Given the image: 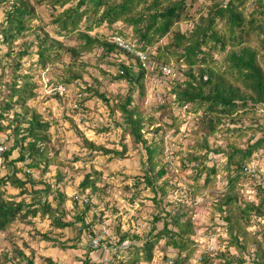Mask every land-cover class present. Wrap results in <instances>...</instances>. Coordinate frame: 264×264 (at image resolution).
Segmentation results:
<instances>
[{"label":"trees","instance_id":"1","mask_svg":"<svg viewBox=\"0 0 264 264\" xmlns=\"http://www.w3.org/2000/svg\"><path fill=\"white\" fill-rule=\"evenodd\" d=\"M197 1L0 0V7L7 5L4 19L0 18V48L2 44L7 47V51L0 55V94L4 92L3 98L0 99V133L10 130L7 136L15 137L14 143L0 152V231L17 219H25L28 214L32 213L35 216L39 210L43 214L50 210L48 201L41 205V202L37 201L27 202L25 199L17 201L12 195L4 196L3 186L6 184L21 188L20 194L30 193L35 197L41 195L43 189L34 186L42 181L36 180L30 171L27 174L28 178L23 179L18 175L22 172L18 163L24 162L29 170L44 164L45 169L53 160L52 156L48 157L50 147L48 145L41 147L43 142L47 144L50 140L49 122L28 104V100L36 96L34 90L36 83L32 76L20 71L23 69L21 61L23 56L28 55L29 49L35 46L37 62L42 68L57 61L63 63L64 76L57 78L54 83L69 86L92 66L99 68L102 77L106 78L109 74L99 67V63L112 52H122L129 60L118 63V72L112 76V80H127L129 88L126 95L118 94L115 97V107L112 109H118L122 113L124 131L131 135L134 145L142 143L147 150L146 161H143L141 155L145 171L143 177L146 185L155 192L154 200L157 206H160L167 194L169 185L167 179L160 184L157 182L166 171L163 165L156 170V166L161 163L159 154H165L164 136L171 128H174L175 132L180 129L182 120L180 115H175L173 108L175 104L187 106L185 111L194 113L199 119L198 126L194 127L187 137L189 143L187 151H178L180 154L185 153L183 158L194 162L192 169L195 182L191 185L193 187L191 194L193 197L203 194L216 180L218 168L206 164L207 152L211 150L209 137L216 136L219 131L232 132L229 148L218 149L219 152L228 154L223 169L227 171V193L218 198L214 205L216 210L225 212L223 218L227 221L229 244L235 246L241 254H229L225 262L242 264L243 251L251 249L248 253L251 255L252 264H264V227L257 232L248 229L254 221L264 218V183L258 184L256 201H245L242 204L239 196L234 193L236 183L246 175L248 163L254 153L264 148V125L261 122L264 112L263 117L258 116V106L264 104V0H210L204 8H199L198 20L195 21L191 9ZM40 6L51 8L50 21L43 20L38 12ZM36 20L40 21L38 25L33 24ZM119 21L131 26L132 32L129 35L118 29L113 34L120 35L132 46L131 49L146 53V59H142L136 51L122 49L114 39H111V35L98 36L92 33L94 28L104 23L111 26ZM189 21L194 22L193 28L183 32L180 28L181 23ZM46 26H52L56 36L74 39L75 43H67L64 39L52 36L45 29ZM31 35L35 38L28 40L27 37ZM167 35L169 42L164 44L162 38ZM155 45L157 47L153 51ZM95 49H101L97 56L99 63L91 64L82 59L86 53H91ZM216 53L220 56L216 57ZM65 56H68V61L65 60ZM2 58L6 59V63L2 62ZM149 61L156 63L155 68L151 69L145 64ZM175 64L182 75L169 80L171 89L166 92L167 95L173 94L174 99L172 102L165 101L154 107V111L159 112L158 116L155 113L154 116H148L143 111L142 102L147 76L154 73L162 75L163 66L171 67ZM6 68H9L10 72H7ZM7 76L10 79L4 81ZM136 89L140 93L141 101L132 105ZM96 92L98 93L97 90L95 94ZM99 96L108 103L103 93ZM58 97L60 100L64 98L62 95ZM11 111L12 117H9ZM246 118L254 124L257 123V127L252 130L260 129L262 136L242 148L238 141L244 134L242 127ZM4 120H8V123L5 124ZM156 123L158 125H155ZM146 124L152 125L153 128L146 127ZM160 130L163 131V135L157 140L156 136H153V144H148L145 134L149 131L157 133ZM84 141L93 150L99 147L95 141L86 137ZM3 142L0 140V146L4 145ZM16 149L18 155L11 157ZM110 151L120 157L124 155V151L104 149V153ZM8 166L13 167V172L2 174L1 168ZM185 166L187 167V164ZM203 173L206 174L204 183H199ZM99 176L100 172L96 170L87 173L80 183L81 192L89 188L92 193L97 192L99 187L96 182L100 180ZM139 182L140 178L137 177L136 186ZM28 183L31 187L27 186ZM44 189L48 190L49 187ZM59 194L60 200H63L64 194ZM157 197H160L159 200ZM180 204V209L176 213L168 214L169 219H165L161 230H157L155 225V221L161 219L159 216L154 217L151 230L142 235L131 234L129 230L124 231L118 225L115 232L119 236V242L125 239H134L135 242L142 240V245L133 243L128 248L127 261L118 264H135L141 258L146 261L152 260L156 245L162 238L167 239L166 245H172L177 250L172 264L187 262L197 246V242L191 238L196 231L192 215H188L189 205L181 201ZM89 206L87 203L77 216L84 227L96 224L95 216L88 222L85 219ZM161 210L164 211L162 207ZM169 222L177 227V230L169 229ZM54 223L57 227L74 224L71 221H63L60 216L54 218ZM44 236L51 240L47 235ZM60 246L70 247L67 241L61 242ZM165 249L166 247H163V250ZM17 250L29 264H34L33 259L23 250ZM88 260L84 259L83 264H87ZM208 260V255L204 254L202 261Z\"/></svg>","mask_w":264,"mask_h":264},{"label":"rangeland","instance_id":"2","mask_svg":"<svg viewBox=\"0 0 264 264\" xmlns=\"http://www.w3.org/2000/svg\"><path fill=\"white\" fill-rule=\"evenodd\" d=\"M209 2L210 0L194 2L191 13L195 17V21L198 20L197 11L199 8H204ZM6 8L7 5L0 7L1 20L4 19ZM249 8L252 9V7ZM51 11V8L47 6L38 7V12L45 22L50 21ZM204 11L207 10L204 9ZM39 22L36 20L33 24L38 25ZM82 23L84 24V21ZM193 24V21L184 22L181 23L180 28L183 32H187L193 28ZM45 29L52 36L58 37L52 26H46ZM118 29L129 35L132 32L131 26L119 21L111 26L104 23L94 28L92 33L98 36L111 35V39L115 40L117 34H113V32ZM34 38V35L27 37L28 40ZM58 38L64 39L67 43H75L74 39L70 40L63 36ZM162 42L167 44L169 35L164 36ZM19 43L20 41L17 44L19 45ZM17 47L19 49V46ZM156 47L157 45L152 50L155 51ZM36 49L33 46L29 49L28 55L23 56L21 59L23 69L21 68L20 71L32 76L36 83L34 88L36 96L29 99L28 104L49 122L50 140L47 144L43 142L41 147L44 145L50 147L48 157L52 156L53 160L45 169L44 164L39 168L29 170L24 162L18 163L22 169V172L18 173L19 176L27 179V174L30 171L36 180L42 181L34 186V188L43 189L44 192L41 195L35 197L30 193L20 194L21 188L13 187L10 184L3 186V189H5L4 196L12 195L17 201L25 199L27 202H41V205L48 201L50 210H47L45 214L39 210L35 216L32 213L28 214L25 219H17L0 231V264L3 262L6 264H29L27 259L19 255L17 249L23 250L27 256L33 259L34 264H83L86 258L89 259L87 264L125 263L128 248L133 243L142 245V240L135 242L134 239H125L119 242V236L115 232L116 227L119 225L124 231L129 230L131 234H146L152 228L154 217L159 216L161 219L156 220L155 225L157 230H161L164 227L165 219H169L168 214L176 213L180 209V201L189 205L188 215H192L196 231L191 235V238L197 242L194 253L183 264H227L225 261L229 254L240 255L238 249L229 244L227 221L223 218L225 212L216 210L214 205L219 200L218 198L227 193V171L223 169L228 154L223 151L219 152L218 149L227 150L229 148L232 132L219 131L216 136L209 137L211 150L207 152L206 164L209 167L215 165L218 168L216 180L212 186L205 189L203 194L193 197L191 185L195 182L192 169L194 162L183 158L185 153L180 154L178 151H187L189 147L187 137L194 127L198 126L199 119L194 113L185 111L187 106L173 105L175 115H180L182 122L177 132L171 128L164 136L165 154H159L161 163L156 166V170L163 165L166 171L157 182L160 184L167 179L169 185L167 194L163 197L160 206H157L154 200L155 192L146 185L143 177L145 171L141 160L142 156L143 161L147 160V150L142 143L134 145L131 135L124 131L122 113L118 109H112L115 107V97L118 94L126 95L128 92L127 80H112V76L118 72V63L129 60L126 54L112 52L99 63L100 60L97 56L101 49L86 53L82 57L83 60L91 64L98 62L99 67L106 70L109 75L103 78L101 70L92 66L87 68L77 81L65 86L54 83L57 78L64 76L63 63L57 61L55 64L42 68L41 64L37 62ZM6 51L7 47L2 44L0 55L2 56ZM133 51L138 50L133 49ZM215 56L219 57L220 54L216 53ZM68 59V56H65V60L68 61ZM2 62L6 63V59L2 58ZM145 64L151 69L156 66L153 61L145 62ZM6 71L10 72L9 68H6ZM162 71V75L154 73L147 76L146 91L142 102L144 103L143 111L148 116H154V113L156 116L159 115V112L154 111L157 104L165 101L172 102L174 95L166 93L171 89L169 80L182 75L177 64L166 69L163 66ZM9 79L10 77L7 76L3 80L8 81ZM58 89L60 91L55 93ZM95 90L98 93L95 94ZM100 93L105 95L108 103L99 96ZM56 94L62 95L64 98L60 100ZM3 96L4 92L0 94V99ZM140 98V93L136 89L132 105L136 102L140 103ZM258 108V116L261 118L263 117L264 104L259 105ZM9 117H12V111L9 113ZM243 122L242 131L244 134L238 141V145L245 148L249 143H253L261 137L262 131L260 129L253 131L252 128H256L257 123H252L249 118L244 119ZM261 122L264 125V118L261 119ZM4 123L7 124L8 120H4ZM146 127L153 128L148 124ZM9 133L10 130L0 133V140L4 141V148L14 143L15 137L13 135L8 137ZM162 135V130L157 133L149 131L145 134V138L148 144H153L152 137L156 136L155 140H157ZM84 137L95 141L99 147L91 149L84 141ZM104 149L124 151V155L123 157L114 155L113 151L104 153ZM157 153L158 150L155 151L156 155ZM17 155L18 149L11 157ZM94 170L100 172V180L96 182L99 190L92 193L89 188L81 192V181L87 173ZM247 170L241 181L236 183L234 192L239 196L242 204L245 201H256L258 184L264 183V148L254 153L248 163ZM11 172H13L12 166L1 168L2 174ZM205 176V173L201 175L199 183H204ZM137 177L140 178V182L136 186ZM27 186L31 187L30 183ZM47 186L49 189L45 190L44 188ZM59 193L64 194L63 200H60ZM159 198L157 197V200ZM87 203L90 206L86 213V221L96 217V224L91 227H84L83 222L77 219ZM161 207L164 211L161 210ZM57 216H60L65 222L71 221L74 224L57 227L54 223V218ZM263 227L264 218H260L254 221L248 229L257 232ZM168 228L177 230V227H174L171 222H169ZM44 235H47L51 240H47ZM96 237L102 238L98 247L93 246V240ZM166 240V238H162L158 242L152 260L146 261L141 258L135 264H172L177 250L172 245H166ZM64 241H67L70 247L61 248L60 243ZM163 247L166 249L163 250ZM249 251L251 249L243 251L244 262L242 264H252ZM204 254L208 255V262L202 261ZM228 264H239V262Z\"/></svg>","mask_w":264,"mask_h":264},{"label":"built area","instance_id":"3","mask_svg":"<svg viewBox=\"0 0 264 264\" xmlns=\"http://www.w3.org/2000/svg\"><path fill=\"white\" fill-rule=\"evenodd\" d=\"M115 42L117 45H119L120 47H122L123 49H131V45L125 41L122 37H120L119 35L115 36ZM129 47V48H128ZM133 50V49H131ZM136 53L141 56L142 59H146V53H143V52H140V51H136ZM164 68H168L167 66H164ZM59 92L60 90H56L55 92ZM2 150H4V147L3 146H0V152H2ZM102 242V238L101 237H96L94 240H93V246L94 247H98Z\"/></svg>","mask_w":264,"mask_h":264}]
</instances>
